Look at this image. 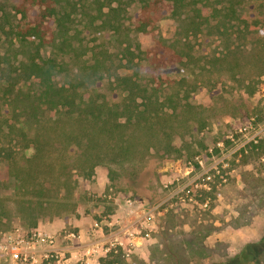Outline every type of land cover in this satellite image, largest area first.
<instances>
[{
	"label": "rangeland",
	"instance_id": "374dc122",
	"mask_svg": "<svg viewBox=\"0 0 264 264\" xmlns=\"http://www.w3.org/2000/svg\"><path fill=\"white\" fill-rule=\"evenodd\" d=\"M211 1L236 7L239 15L251 11L259 21L257 28L231 27L221 13L219 22L213 20L198 30L191 24L192 13L185 10L178 17L160 15L147 31L137 32L139 10L129 7L118 35L92 42L87 17L79 14L71 32H79L94 50L80 55L85 48H79L78 56L66 57V70L56 77L59 84L75 88L76 97L81 93L87 97L88 84L106 88L115 74L127 73L171 92L179 106L172 120L161 117L150 129L127 124L106 133L67 113H47L41 125L33 127L14 125L0 113V228L55 230L59 243L64 234L73 232L79 237L77 249L68 254L70 264H101L108 253L83 256L84 245L91 240L90 228L132 197L155 213L149 237L121 240L130 264H222L264 235V207L255 197L240 194L242 169L264 175V154L260 156L264 152V0ZM88 11L95 12L91 4ZM2 39L3 34L0 53L8 51L9 61L16 62L14 55L19 58L22 48L16 41L3 45ZM128 47L134 64L126 69L123 49ZM51 51L55 46L48 44L44 52ZM94 59L100 71L83 79ZM184 103L189 107H181ZM124 140L130 152L145 156L142 164L148 168L136 184L131 178L115 177L106 167L117 168L114 161ZM252 140L262 147L249 150L247 143ZM167 141L182 150L180 157H160ZM205 173L210 179L204 178ZM206 185L212 191L207 194L211 208L198 201L202 189L210 191ZM22 201H28L29 208ZM169 209L187 212V221L167 229ZM118 215L121 223L124 217ZM107 233L105 229L97 239L107 241ZM62 243L72 245L68 240ZM0 264L20 263L2 260ZM259 264H264V253Z\"/></svg>",
	"mask_w": 264,
	"mask_h": 264
},
{
	"label": "trees",
	"instance_id": "16d2710c",
	"mask_svg": "<svg viewBox=\"0 0 264 264\" xmlns=\"http://www.w3.org/2000/svg\"><path fill=\"white\" fill-rule=\"evenodd\" d=\"M13 1L0 0V35H4L3 45L7 43L8 46L16 41L22 52L19 58L18 54L14 55L16 62L13 63L9 61L7 47H4L7 52L0 53V113L11 120L12 124L19 123L21 127L41 125L47 113H67L81 120L84 118L96 126L99 133L113 132L127 124L146 130L152 128L161 117L166 116L167 120H172L170 117L175 115L179 104L171 92L159 91L157 87L149 86L141 78L127 73L115 74L110 82L106 81V88H101L96 82L88 84L90 91H87V97L82 93L76 97L75 88L58 83L57 75L66 70V57L78 56L79 48H85L80 55L94 50L87 47V42H83L79 32H71L79 14L87 17V27L90 29L87 33L93 36L92 42L104 39L109 34L118 35L124 25V13L129 7H137L139 10L140 16L135 28L137 32L147 31L160 15L178 17L185 10L192 13L191 24L198 30L213 20L219 22L221 13L231 27L242 26L245 30H254L259 22L249 10L239 15L236 7H226L221 2L213 3L211 0H91L94 13L88 11L90 4L81 5L77 0H18L15 4ZM9 4L15 14L11 12ZM17 14L20 15L19 19ZM48 44L55 46V52H44ZM123 52L126 69L132 68L133 51L128 47ZM99 67V61L95 60L88 67L87 75L84 74L82 78L89 80L91 74L97 75ZM181 107L188 108L189 105L184 103ZM127 141L124 140L125 144L121 145L119 159L114 161L112 158L117 168L105 166L115 177L131 178V183L136 184L140 173L148 167L142 164L145 156L139 158L130 152L131 146ZM247 147L255 151L262 147V143L252 140L247 143ZM263 154L261 152L260 156ZM181 155L182 150L167 141L160 157L168 159ZM194 164L197 165L196 162ZM240 178L243 184L241 196L255 197L258 204L264 207V175L242 169ZM211 192V187L210 191L202 189L199 203L213 207L207 201V194ZM22 203L24 208L29 206L28 201ZM187 217V212L173 213L169 209L165 219L166 228L184 224ZM208 234L207 230L204 236ZM263 253L264 235L255 243H246L239 253L222 264H259ZM100 261L101 264H130L121 248L109 251Z\"/></svg>",
	"mask_w": 264,
	"mask_h": 264
},
{
	"label": "built area",
	"instance_id": "2783aa9c",
	"mask_svg": "<svg viewBox=\"0 0 264 264\" xmlns=\"http://www.w3.org/2000/svg\"><path fill=\"white\" fill-rule=\"evenodd\" d=\"M196 159L203 166V161L199 157ZM204 178L208 180L210 175L205 173ZM120 206L118 205L113 215L93 222L89 231L91 240L84 245V251L82 250L86 259L94 258L100 252L106 254L111 250L124 248L122 239L149 237L155 212L147 209L141 200L132 197H128L123 206L119 208ZM118 212L121 213V217H124L121 223L117 218ZM114 228H117V232L113 230ZM105 229L108 232L106 235L108 240L101 242L102 240L97 237L98 234H104ZM78 237L75 233L68 232L64 238L71 241ZM71 247L62 246L55 233L40 228L30 230L19 227L0 228V261L9 260L20 264H70L71 257L68 254Z\"/></svg>",
	"mask_w": 264,
	"mask_h": 264
},
{
	"label": "crops",
	"instance_id": "0c3cea01",
	"mask_svg": "<svg viewBox=\"0 0 264 264\" xmlns=\"http://www.w3.org/2000/svg\"><path fill=\"white\" fill-rule=\"evenodd\" d=\"M85 230H86V226H84V228H81V229H80V231L82 232V234L85 233ZM54 231H55V230H54ZM54 231H51V230H50V231H48V232L55 233ZM64 236H65V234H64ZM64 236H63V237H64ZM59 240H60V239H59ZM61 240H62V242H63V240H68V239H61ZM62 242H60V244H61ZM76 242H78V239H71V241H70V244H72V245H71L72 247L70 248V251L73 252V253H74V250L77 249V248H75V247H76V244H77ZM66 243H67V242H66ZM62 244H63V243H62ZM66 246H68V245H66ZM74 248H75V249H74Z\"/></svg>",
	"mask_w": 264,
	"mask_h": 264
}]
</instances>
